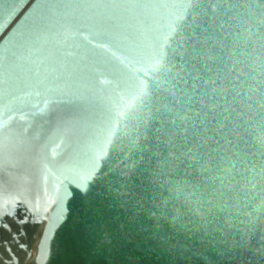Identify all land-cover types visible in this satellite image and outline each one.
I'll return each instance as SVG.
<instances>
[{"label":"water","instance_id":"1","mask_svg":"<svg viewBox=\"0 0 264 264\" xmlns=\"http://www.w3.org/2000/svg\"><path fill=\"white\" fill-rule=\"evenodd\" d=\"M0 264H264V0H0Z\"/></svg>","mask_w":264,"mask_h":264}]
</instances>
